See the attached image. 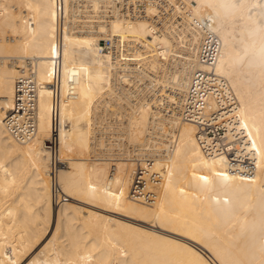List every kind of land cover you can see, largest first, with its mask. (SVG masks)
Masks as SVG:
<instances>
[{"label":"bare ground","instance_id":"1","mask_svg":"<svg viewBox=\"0 0 264 264\" xmlns=\"http://www.w3.org/2000/svg\"><path fill=\"white\" fill-rule=\"evenodd\" d=\"M199 8L0 0V264H264V74L232 70ZM209 30L221 43L214 66L199 61ZM197 69L225 78L238 102L209 123L215 155L199 121L182 115ZM74 74L76 95L64 100ZM52 155L67 196L57 207Z\"/></svg>","mask_w":264,"mask_h":264},{"label":"built area","instance_id":"2","mask_svg":"<svg viewBox=\"0 0 264 264\" xmlns=\"http://www.w3.org/2000/svg\"><path fill=\"white\" fill-rule=\"evenodd\" d=\"M220 39L217 34L211 30L205 35L204 41L201 45V54L200 60L202 63L210 64L212 66L215 65L216 61L218 60L220 54ZM54 72H53V82L51 84V88L53 91V101L55 104V108L60 105L62 101V81H63V65H62V45L60 41L57 44L56 51L54 54ZM133 75V74H132ZM29 89H32L29 92V97L27 98V104L31 108L29 112L33 113L30 114L31 116L34 115L36 111V101L35 99V82H32L34 79V73L30 78ZM77 80L78 77L76 74L71 76L68 80V87L65 92L64 100H70L76 95L77 89ZM220 82V83H219ZM214 83H218L215 85ZM228 81L225 78L218 76L215 71L209 70H195L193 76L192 87L189 92L183 96L185 99V104L182 110V115L185 120L188 121H199V125L201 127V138L200 142L203 145V149L209 155H215L216 151L221 152L222 149L214 146L207 142L206 135L208 137L215 136V128L210 127L209 123H212L218 112L227 111L230 108H238V102L236 103L237 99L235 98V94L233 93L232 89L228 87ZM21 95V96H20ZM22 92L19 93L18 99L22 98ZM212 97V98H211ZM186 100L191 101L186 102ZM21 101V100H20ZM192 101H195L194 103ZM24 102V101H22ZM215 107V108H213ZM205 108L211 110L212 114L211 117L205 114ZM33 121L35 119H32ZM195 122V121H194ZM57 115L55 113V124L54 130L52 132L51 137L47 140V147L51 152L56 154L57 147H58V132H57ZM224 130H222L223 132ZM221 132V129L218 130V133ZM105 135V133L103 134ZM215 151H214V150ZM213 153H210L212 152ZM54 155H52L53 157ZM63 162H60L58 158L53 157L51 158L50 164V178H51V190H52V197L56 204H59L65 201L67 196L65 195L60 179H59V169L62 167ZM158 180V179H157Z\"/></svg>","mask_w":264,"mask_h":264},{"label":"clouds","instance_id":"3","mask_svg":"<svg viewBox=\"0 0 264 264\" xmlns=\"http://www.w3.org/2000/svg\"><path fill=\"white\" fill-rule=\"evenodd\" d=\"M260 9L264 0H200L197 19L210 18L224 36L233 71L264 74V10Z\"/></svg>","mask_w":264,"mask_h":264},{"label":"rangeland","instance_id":"4","mask_svg":"<svg viewBox=\"0 0 264 264\" xmlns=\"http://www.w3.org/2000/svg\"><path fill=\"white\" fill-rule=\"evenodd\" d=\"M56 207H57V204H56Z\"/></svg>","mask_w":264,"mask_h":264}]
</instances>
